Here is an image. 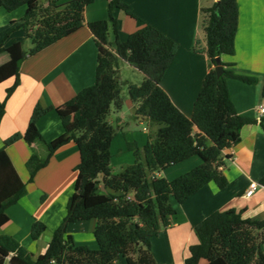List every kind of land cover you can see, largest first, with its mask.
Returning a JSON list of instances; mask_svg holds the SVG:
<instances>
[{
  "label": "trees",
  "instance_id": "trees-1",
  "mask_svg": "<svg viewBox=\"0 0 264 264\" xmlns=\"http://www.w3.org/2000/svg\"><path fill=\"white\" fill-rule=\"evenodd\" d=\"M95 0H0V9L13 11L26 6L20 27L26 29L31 40L30 49L24 41H14L6 47L0 41V55L8 53L15 62L11 74L0 68V83L15 77L0 104V123L5 105L20 83V67L34 55L85 24L90 28L98 48V63L94 84L80 90L60 107L37 104L24 133L16 132L0 148V230L8 224V207L27 193L24 181L6 146L24 139L28 144L37 140L44 143L47 154L33 153L26 162L29 180L47 166L52 155L62 145L75 141L81 159L75 167V189L67 202L65 222L55 229L46 251L34 258L15 237L0 233V264H159L151 248L152 238L171 224L176 210L171 202L182 203L209 182L220 188L228 185L223 166L230 154L225 150L241 141L244 125L257 122L256 118L237 112L231 98L228 78L254 84L257 77L237 73L233 63L221 64L224 73L216 72V58L235 53V38L239 26L237 0H216L203 8L206 53L211 68L189 117L173 102L161 82L175 58L179 44L155 26L145 23L131 32L126 40L119 35L115 8L136 17L123 0H108V19L86 21V7ZM111 33L114 40H110ZM124 60L140 70L144 79L140 84H129V95L136 105L137 116L147 121L148 140L143 146L136 141L127 143L135 155L133 163L120 172L112 168V141L117 133L109 120L113 106L121 109L120 61ZM262 94L264 96V85ZM59 116L74 118L64 125L61 135L46 141L39 120L50 110ZM264 127V119L261 120ZM199 156L202 163L168 179L165 169ZM104 173L101 179L100 175ZM264 185V176L260 179ZM104 184L106 191L102 190ZM96 219L94 236L98 247L75 243L68 231L69 222ZM44 221L36 220L31 229L38 239L47 229ZM197 242L190 246L185 264H264V219L245 217L244 211L230 208L215 211L195 226Z\"/></svg>",
  "mask_w": 264,
  "mask_h": 264
},
{
  "label": "crops",
  "instance_id": "crops-1",
  "mask_svg": "<svg viewBox=\"0 0 264 264\" xmlns=\"http://www.w3.org/2000/svg\"><path fill=\"white\" fill-rule=\"evenodd\" d=\"M123 1L129 4L136 17L120 8L114 9L113 15L119 22V35L122 40H126L131 32L141 28L143 24L149 23L179 44L177 54L161 85L179 109L190 117L211 68L206 53L202 10L212 6L216 0ZM237 2L239 26L235 38V53L223 55L221 58L226 63H233L237 73L257 77L254 84L236 78L227 79L237 112L256 118L257 122L244 125L241 141L225 150L231 156L222 167L228 179L225 188H220L212 181L182 203L171 200L176 210L171 224L163 228L151 241L153 254L159 264H185L190 246L197 242L195 226L215 211L235 208L244 211L245 217L264 219V185L260 183L264 176V127L261 125L264 113L259 111V106L264 105V0ZM107 3L108 0H95L89 4L85 10L86 21L108 19ZM21 7L24 9H0V41L4 40L7 48L14 41L24 40L22 30L16 31L26 13V6ZM114 38L111 33L110 40L113 41ZM7 54L0 55V68L5 74H11L15 69V62ZM124 62L134 67L127 61ZM97 63L98 48L87 24L40 52L28 56L20 67V83L5 105V113L0 123V148L5 145L9 136L26 131L37 104L60 107L80 90L94 84ZM119 73L121 78V66ZM140 73L141 81L137 84L144 79V74ZM14 81L15 77H11L0 83V104ZM128 114L141 124L147 123L144 117L137 116L136 105L130 96L124 97L121 109H113L109 120L116 128V135L123 133L125 148L128 149L127 143L130 141H136L139 146H143L148 140L147 125L140 133L127 121ZM73 118L74 116H70L63 119L56 109H52L39 120V130L46 141H51L63 133L64 125ZM114 141L115 137L111 151ZM6 150L21 178L27 182L28 191L17 203L8 207L10 221L2 227L0 233L15 237L37 258L46 251L55 229L65 222L67 202L74 192L77 180L75 167L81 159L80 151L73 140L62 145L52 155L48 165L41 168L30 182L26 162L33 153L42 157L47 154L44 143L37 140L30 145L20 139L6 146ZM130 160L127 157L124 163H120L121 168L131 164ZM201 163L199 156H193L161 173L151 175L164 174L168 179H173ZM112 168L115 173L120 172L119 169ZM251 182H257L258 187L252 195L247 196L246 190ZM36 220L44 221L48 227L38 239H33L31 229ZM96 225L97 220L91 219L69 222L67 227L76 244L97 248L98 243L94 236ZM119 264L127 262L121 258ZM199 264H209V261L202 259Z\"/></svg>",
  "mask_w": 264,
  "mask_h": 264
},
{
  "label": "rangeland",
  "instance_id": "rangeland-1",
  "mask_svg": "<svg viewBox=\"0 0 264 264\" xmlns=\"http://www.w3.org/2000/svg\"><path fill=\"white\" fill-rule=\"evenodd\" d=\"M47 0H41L42 4H46ZM19 9H24V7H20ZM16 31L17 30H22V34H23V41H24V46L25 49H30V47L32 46V42L30 39L25 38V32L26 29L24 27H16ZM8 56V54H7ZM120 66H121V94L122 97L124 99L125 96H130L129 95V84L130 83H139V81H141V71L138 69H134L135 67H131L130 65H127V63H125L124 61H120ZM138 81V82H137ZM141 83V82H140ZM116 109L115 106H113V109ZM112 109V112H113ZM131 114V112H129ZM127 121L134 126L140 133L143 131V127L147 125V123H143L141 124L136 118H132L129 116H127ZM137 137H139L138 139L140 140V136L137 135ZM142 137H144V135H142ZM124 136L123 133L120 132L117 135H115V141H114V145L112 148V153H113V157H112V166L119 169L118 171H121V166L120 163H124V161L126 160L127 157H130V161L133 163L135 160V155L134 152L132 150H129L127 148L124 147ZM122 147V150H120ZM128 164H126L124 167H126ZM164 175V174H163Z\"/></svg>",
  "mask_w": 264,
  "mask_h": 264
},
{
  "label": "water",
  "instance_id": "water-1",
  "mask_svg": "<svg viewBox=\"0 0 264 264\" xmlns=\"http://www.w3.org/2000/svg\"><path fill=\"white\" fill-rule=\"evenodd\" d=\"M221 62H222V58L221 56H218L216 58V72L218 76H221L224 73V66L221 64ZM100 177L102 179L104 177V173H101ZM101 188L104 191L107 190L104 184H101Z\"/></svg>",
  "mask_w": 264,
  "mask_h": 264
},
{
  "label": "built area",
  "instance_id": "built-area-1",
  "mask_svg": "<svg viewBox=\"0 0 264 264\" xmlns=\"http://www.w3.org/2000/svg\"><path fill=\"white\" fill-rule=\"evenodd\" d=\"M259 111H260V113H264V105L261 104L259 106ZM257 187H258L257 182H251L249 185V188L246 190V195L247 196L252 195Z\"/></svg>",
  "mask_w": 264,
  "mask_h": 264
}]
</instances>
